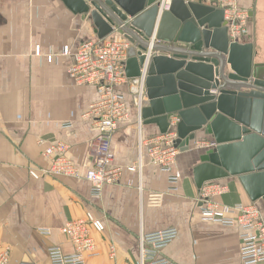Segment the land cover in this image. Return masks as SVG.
<instances>
[{
  "label": "crops",
  "instance_id": "0c3cea01",
  "mask_svg": "<svg viewBox=\"0 0 264 264\" xmlns=\"http://www.w3.org/2000/svg\"><path fill=\"white\" fill-rule=\"evenodd\" d=\"M237 2L250 15L244 43L253 44V62L264 64V0ZM94 31L89 13L73 14L61 0H0V252H8L7 264H51V246L72 253L61 227L87 215L100 219L104 230L92 232L96 255L86 264H140L141 233L166 228H175L177 235L158 254L175 264H244L239 228L203 221L198 214L192 168L206 147L195 144H210L209 135L198 132L190 150H180L168 171L150 164L144 150L140 171L126 169L139 158V132L143 138L158 134L155 124L138 125L126 86L119 92L129 118L109 138L113 163L125 168L120 182L92 194L84 174L97 131L81 114L98 92L75 83L67 68L82 41L98 40ZM64 47L69 54L62 56ZM49 52L59 55L56 62L47 61ZM39 139L44 142L39 144ZM58 140L69 145L79 177H31V168L45 166L47 144ZM218 181L228 186L218 202H253L264 220V201H251L238 177ZM151 194H158L157 202L150 200Z\"/></svg>",
  "mask_w": 264,
  "mask_h": 264
},
{
  "label": "water",
  "instance_id": "95a60500",
  "mask_svg": "<svg viewBox=\"0 0 264 264\" xmlns=\"http://www.w3.org/2000/svg\"><path fill=\"white\" fill-rule=\"evenodd\" d=\"M61 1L73 14L89 13L97 39L117 29L137 45L125 75L140 76L146 64L144 124L163 134L174 116L181 151L200 131L212 138L192 168L197 189L238 177L251 201H264V64L253 62L251 42H229L221 9L183 0L161 12L157 0Z\"/></svg>",
  "mask_w": 264,
  "mask_h": 264
},
{
  "label": "built area",
  "instance_id": "2783aa9c",
  "mask_svg": "<svg viewBox=\"0 0 264 264\" xmlns=\"http://www.w3.org/2000/svg\"><path fill=\"white\" fill-rule=\"evenodd\" d=\"M213 6L223 11V19L227 28L229 42L244 43L247 37V25L250 20L249 10L238 5L237 0H183ZM172 0H157L159 11L169 9ZM110 36V37H109ZM101 40L82 41L74 52V62L67 68V74L77 84L93 86L98 97L90 103L81 114L87 120L97 135L91 143L90 166L84 178L91 184L94 195L101 193L105 184L120 182L125 167L113 163V155L109 150V138L129 118L128 106L119 92V88L126 86L133 104L138 112V125L142 119L141 108L145 103V67L141 68L138 77L128 78L125 75L126 60L137 51V45L117 29ZM113 36V37H112ZM155 42V36L149 38V43ZM36 55L40 54L38 46ZM150 49L146 52L149 56ZM64 47L60 55H68ZM59 55L49 52L48 62H56ZM175 117L170 119V126L163 134L143 138L138 135L139 158L132 165L126 167L128 171H140L142 167V150L148 162L163 171L175 162L180 149L175 146L177 137ZM65 126L70 127L67 123ZM43 139L38 143L42 144ZM198 148L213 147L214 143L197 142ZM44 167L31 168L29 174L33 178L40 176H70L79 177V170L69 156V145L63 141L49 142L43 151ZM170 176V181H175ZM228 191V186L218 180L203 183L198 189L196 201L199 203L198 214L201 220L221 224L227 227L239 228V255L244 264H264V220L259 207L253 203L238 202L226 205L218 202V198ZM158 194H151L150 200L157 202ZM104 225L98 218L87 215L83 219L67 221L61 232L71 241L73 252L64 254L59 247L48 248L51 264H86L88 257L96 255V242L92 232H102ZM40 233L47 234V229H40ZM177 235L175 228H166L155 232L141 233L139 244L140 264H175L158 253ZM8 263V252H0V264ZM20 264H31L22 262Z\"/></svg>",
  "mask_w": 264,
  "mask_h": 264
},
{
  "label": "bare ground",
  "instance_id": "6f19581e",
  "mask_svg": "<svg viewBox=\"0 0 264 264\" xmlns=\"http://www.w3.org/2000/svg\"><path fill=\"white\" fill-rule=\"evenodd\" d=\"M159 16H160V13H159Z\"/></svg>",
  "mask_w": 264,
  "mask_h": 264
},
{
  "label": "rangeland",
  "instance_id": "374dc122",
  "mask_svg": "<svg viewBox=\"0 0 264 264\" xmlns=\"http://www.w3.org/2000/svg\"><path fill=\"white\" fill-rule=\"evenodd\" d=\"M247 34H248V32H247Z\"/></svg>",
  "mask_w": 264,
  "mask_h": 264
}]
</instances>
